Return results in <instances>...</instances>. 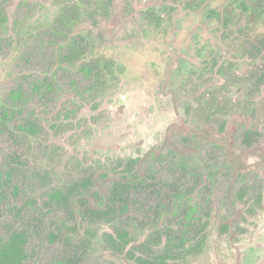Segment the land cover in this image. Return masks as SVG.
<instances>
[{"label":"rangeland","instance_id":"374dc122","mask_svg":"<svg viewBox=\"0 0 264 264\" xmlns=\"http://www.w3.org/2000/svg\"><path fill=\"white\" fill-rule=\"evenodd\" d=\"M2 105L21 264H264V0H0Z\"/></svg>","mask_w":264,"mask_h":264},{"label":"trees","instance_id":"16d2710c","mask_svg":"<svg viewBox=\"0 0 264 264\" xmlns=\"http://www.w3.org/2000/svg\"><path fill=\"white\" fill-rule=\"evenodd\" d=\"M7 118V108L3 105L0 108V121ZM116 235H109L110 246L113 251L119 250L129 243V232L117 229ZM26 243L25 231L15 229L4 242L0 243V264H21L25 258L24 245Z\"/></svg>","mask_w":264,"mask_h":264}]
</instances>
